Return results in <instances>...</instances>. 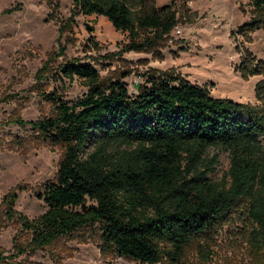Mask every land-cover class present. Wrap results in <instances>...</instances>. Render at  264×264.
<instances>
[{
    "label": "trees",
    "instance_id": "trees-1",
    "mask_svg": "<svg viewBox=\"0 0 264 264\" xmlns=\"http://www.w3.org/2000/svg\"><path fill=\"white\" fill-rule=\"evenodd\" d=\"M73 5L78 15L103 16L125 34L124 52L152 49L179 21L173 2L73 0ZM252 5L256 16L232 30L233 36L264 26V0ZM64 51L42 61L23 99L36 95L51 104V113L25 121L15 111L5 121L25 132L0 138V148L41 141L61 147L62 154L55 178L36 192L46 204L44 213L29 219L16 210L13 192L3 197L0 229L12 226L16 234L11 251L0 249V264H41L39 253L61 259L74 240L97 242L103 255L141 264H180L187 248L213 240L243 201L253 224L251 244L264 264V162L258 158L264 153V109L214 97L206 85L173 70L143 73L131 93L125 79L132 70L106 79L86 58L56 65ZM237 70L245 79L263 76L264 60L244 51ZM56 77L83 79L87 91L76 100L46 91V82ZM255 94L264 107V77ZM18 95L2 93L0 103L17 105ZM210 148L230 154V167L218 182L209 176L218 162V156L206 160Z\"/></svg>",
    "mask_w": 264,
    "mask_h": 264
},
{
    "label": "rangeland",
    "instance_id": "rangeland-1",
    "mask_svg": "<svg viewBox=\"0 0 264 264\" xmlns=\"http://www.w3.org/2000/svg\"><path fill=\"white\" fill-rule=\"evenodd\" d=\"M156 2L175 3L177 26L152 49L124 52L121 50L129 42L128 37L116 31L103 16L78 15L73 0H0V94L19 93L17 105L0 103V120L4 122L0 124V138L10 140L12 135L24 134L16 124H5L15 111L25 121L51 113V104L42 103L36 95L32 94L29 102L23 99L25 91L35 84L42 61L51 52L62 53V48L64 54L56 56V65L68 59L86 58L106 79L118 77L122 70H132L125 79L131 93L136 90L135 79H142L143 73L151 69L173 70L191 82L206 85L214 97L249 103L263 110L256 99L255 86L264 74L245 79L237 68L244 51L256 60H264V26L245 37L231 34L239 25L254 19L253 5L246 0ZM45 89L76 100L87 91V85L77 77L71 81L56 77L46 82ZM61 154V147L41 141L31 142L27 148L9 143L0 148V207L3 197L13 192L18 212L29 219L44 213L46 204L36 192L55 178ZM216 156L218 162L209 176L218 182L230 167V154L221 148H210L205 158L211 161ZM258 158L264 162V153ZM246 208V201L241 202L213 240L196 241L189 246L180 264H261L259 253L251 244L253 224ZM15 234L12 226L0 229V249L11 251ZM66 246L61 259L39 253L36 260L41 264H141L103 255L97 242L90 240H74Z\"/></svg>",
    "mask_w": 264,
    "mask_h": 264
},
{
    "label": "built area",
    "instance_id": "built-area-1",
    "mask_svg": "<svg viewBox=\"0 0 264 264\" xmlns=\"http://www.w3.org/2000/svg\"><path fill=\"white\" fill-rule=\"evenodd\" d=\"M246 1H248V2H250L251 4H252V0H246ZM237 37H239V35H236ZM141 81V79H135V81H134V84H133V86H135L136 84H138L139 82Z\"/></svg>",
    "mask_w": 264,
    "mask_h": 264
},
{
    "label": "crops",
    "instance_id": "crops-1",
    "mask_svg": "<svg viewBox=\"0 0 264 264\" xmlns=\"http://www.w3.org/2000/svg\"><path fill=\"white\" fill-rule=\"evenodd\" d=\"M157 5H158V6H162V5H164V4H160V5H159V4H157Z\"/></svg>",
    "mask_w": 264,
    "mask_h": 264
}]
</instances>
